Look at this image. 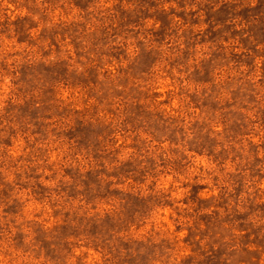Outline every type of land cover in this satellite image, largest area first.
I'll return each instance as SVG.
<instances>
[{"label":"rangeland","instance_id":"374dc122","mask_svg":"<svg viewBox=\"0 0 264 264\" xmlns=\"http://www.w3.org/2000/svg\"><path fill=\"white\" fill-rule=\"evenodd\" d=\"M0 264H264V0H0Z\"/></svg>","mask_w":264,"mask_h":264}]
</instances>
